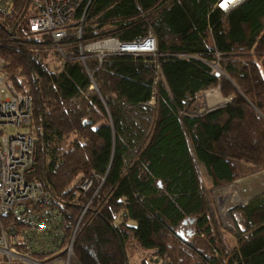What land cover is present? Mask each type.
Instances as JSON below:
<instances>
[{"label":"trees","instance_id":"trees-1","mask_svg":"<svg viewBox=\"0 0 264 264\" xmlns=\"http://www.w3.org/2000/svg\"><path fill=\"white\" fill-rule=\"evenodd\" d=\"M218 1L93 0L82 40L153 37L155 50L85 63L75 58L73 36L65 40L72 59L64 63L51 53L48 36H31L28 18L39 0H15L11 14L0 13V59L13 87L32 97L33 176L76 219L91 200L76 235L75 264H127V248L145 263L264 264V191L232 209L242 227L226 249L197 171L199 163L213 191L237 179L236 162L264 169V0L226 12ZM213 65L222 74L215 76ZM217 88L232 98L226 106L183 114ZM152 98L149 124L132 121ZM89 177L104 181L78 194Z\"/></svg>","mask_w":264,"mask_h":264},{"label":"built area","instance_id":"built-area-1","mask_svg":"<svg viewBox=\"0 0 264 264\" xmlns=\"http://www.w3.org/2000/svg\"><path fill=\"white\" fill-rule=\"evenodd\" d=\"M92 2L93 0H39L37 12L28 18L29 33L37 40L48 36L49 46L62 58V63L72 59L63 49L65 40L71 36L76 39L74 44L79 47V56L75 58L82 63L90 56H95L101 62L107 54L138 53L122 51V43L114 39L90 42L82 40L83 21ZM14 4L15 0H0L2 16L11 14ZM82 6V16L75 31L70 32L73 17ZM154 50L155 48L143 52ZM227 61L228 59H222L223 63ZM212 70L214 74H221L217 65H213ZM91 88H96L95 83ZM231 100L232 98H228L221 105L220 102L216 103L212 108L224 107ZM183 114L193 115L188 111ZM201 114L203 112H199L197 116ZM31 115L32 97L13 87L0 59V264H75L73 247L81 218L87 212L91 200L80 208L76 219L67 205L54 198L41 178H34L37 141L29 131ZM11 129L15 132L12 133ZM261 173L264 175V169H261ZM94 181H99L101 185L104 177L84 179L77 185L78 194H87ZM262 192L257 195L263 194ZM232 197L235 206L247 205L252 199H241L238 194ZM127 264L167 262L155 258L145 263L136 256H130Z\"/></svg>","mask_w":264,"mask_h":264},{"label":"rangeland","instance_id":"rangeland-1","mask_svg":"<svg viewBox=\"0 0 264 264\" xmlns=\"http://www.w3.org/2000/svg\"><path fill=\"white\" fill-rule=\"evenodd\" d=\"M51 50H52L51 53H53L52 48ZM47 64L49 70H52L55 64L51 56L48 57ZM218 68L221 70L219 66ZM221 74H222V70H221ZM158 76H160V73H158ZM210 91H214L213 92L214 94L217 93L216 95H218L219 99H221L219 101L220 105L227 102V99L221 95L219 90L217 91V89H213ZM213 93L206 91L200 96H198L195 104L193 105L194 110L192 109V111H189L188 113L192 112V114L196 116L199 114V112L201 113L204 112L208 108L207 102L209 103V98H210V96L209 97L206 96H208V94H213ZM212 97L213 96H211V99ZM216 101L215 98L210 100L209 103L210 108L215 107V105L211 106V103ZM152 102L154 103L153 98L149 103L143 106L142 109L136 110L134 114L131 115L132 121L140 125H142V121H145L149 124L152 117V112H151L152 110L149 109L154 105V104L152 105ZM148 129H147V133H148ZM10 131L12 133L15 132L14 129H11ZM196 165L203 189L205 191L206 199L208 201L209 210L213 215L217 236L221 241L222 245L226 249H230L233 243L235 242L234 240L235 234H237L239 232V228L242 227L237 222H235L234 218L232 217L233 216L232 209L235 208V203L233 202L232 195L238 194L239 198L246 200L247 198H253L257 194L262 192V190L264 189V175L261 173L262 168L236 162L235 168H236L237 179L227 186L212 191L210 185V179L207 175L206 170L199 163H196ZM127 255L128 257L134 256L131 253L130 248H127Z\"/></svg>","mask_w":264,"mask_h":264},{"label":"water","instance_id":"water-1","mask_svg":"<svg viewBox=\"0 0 264 264\" xmlns=\"http://www.w3.org/2000/svg\"><path fill=\"white\" fill-rule=\"evenodd\" d=\"M224 1V0H219L218 1V8L224 12L228 11L229 9L239 5L240 3H242L244 0L240 1V2H237L235 4H231L228 2V5L229 7H227L226 9H222L220 8V3ZM122 51H131V52H143V51H149V50H152L155 48V40L153 37H148L147 39L141 41V42H134V43H128V44H125V43H122V45H120ZM215 76H219V73H216ZM221 108V107H219ZM219 108H212V109H208L206 110L205 112L203 113H209V112H212L216 109H219ZM192 222V221H191ZM187 222H184V224H186ZM187 236H191V233L190 232H187L186 233ZM180 236L184 237V234L180 233Z\"/></svg>","mask_w":264,"mask_h":264},{"label":"bare ground","instance_id":"bare-ground-1","mask_svg":"<svg viewBox=\"0 0 264 264\" xmlns=\"http://www.w3.org/2000/svg\"><path fill=\"white\" fill-rule=\"evenodd\" d=\"M240 1H242V0H224V1H222V2L220 3V8H222V9H226L227 7H229L228 2L231 3V4H235V3L240 2ZM212 93H213V92H212ZM216 94H217V93H216ZM216 94H209V95H208V97L210 96V98H209V102H210V100H212V99H214V98H215V101H216V99H217L216 102L211 103V106H214L216 103H219V101L221 100V99H219V96L216 95ZM211 96H213L212 99H211ZM206 99H207V98H206ZM213 101H214V100H213ZM209 105H210V104H209ZM209 108H210V107H209ZM219 200H220V199H219Z\"/></svg>","mask_w":264,"mask_h":264},{"label":"crops","instance_id":"crops-1","mask_svg":"<svg viewBox=\"0 0 264 264\" xmlns=\"http://www.w3.org/2000/svg\"><path fill=\"white\" fill-rule=\"evenodd\" d=\"M209 103H210V102H209ZM209 103L207 102V104H208L207 107H208V108L210 107ZM211 108H212V107H211Z\"/></svg>","mask_w":264,"mask_h":264}]
</instances>
